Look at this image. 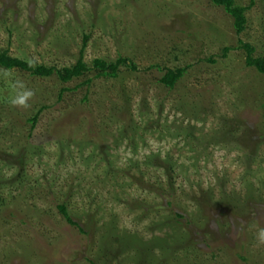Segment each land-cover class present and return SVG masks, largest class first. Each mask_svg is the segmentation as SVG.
<instances>
[{
    "label": "rangeland",
    "instance_id": "obj_1",
    "mask_svg": "<svg viewBox=\"0 0 264 264\" xmlns=\"http://www.w3.org/2000/svg\"><path fill=\"white\" fill-rule=\"evenodd\" d=\"M235 3L252 6L241 35L210 0H0V51L71 67L89 36L90 66L137 67L69 84L0 69V264H264V74L239 48L264 56V0Z\"/></svg>",
    "mask_w": 264,
    "mask_h": 264
},
{
    "label": "trees",
    "instance_id": "obj_2",
    "mask_svg": "<svg viewBox=\"0 0 264 264\" xmlns=\"http://www.w3.org/2000/svg\"><path fill=\"white\" fill-rule=\"evenodd\" d=\"M211 4L216 7L224 8L225 12L234 19V27L237 34L241 35L247 27L248 21L246 13L252 8V6L243 7L236 4V0H210ZM89 36H84L83 47L80 50L79 59L71 67L58 68L57 66H48L45 64H37L30 66L29 62L12 56L9 50L0 51V69L7 71H22L29 73L31 76L48 79L56 76L59 79V82L63 84H69L71 81L87 77L89 73L95 72V79L101 78H117L120 72V69L123 67H128L132 71H137L135 64L127 58H120L116 62L109 63L104 59H95L93 65L90 66L85 61V51L87 48V43L89 41ZM241 49L245 50L247 53L246 66L248 68H255L259 73L264 74V56L255 57L256 48L249 43H244L240 41ZM233 50V48H225L224 56L226 57L228 52ZM214 63V60H210ZM188 68H177V69H167L165 75L160 78V83L166 86L168 89L173 90L176 88L177 84L184 78L188 72ZM159 71H163L160 67H157ZM93 78L86 80L85 85H89L92 82ZM69 91L67 88H64L60 92V99L63 97L64 93ZM47 109L46 106H43L38 113L31 118L29 121L32 123V129H35L40 115ZM60 213L68 222V224L77 227L81 233H85L81 229L80 225L75 222L65 204L58 206ZM179 216V215H178ZM180 217V216H179ZM244 259V258H243ZM246 260V259H244ZM94 264V263H93Z\"/></svg>",
    "mask_w": 264,
    "mask_h": 264
},
{
    "label": "clouds",
    "instance_id": "obj_3",
    "mask_svg": "<svg viewBox=\"0 0 264 264\" xmlns=\"http://www.w3.org/2000/svg\"><path fill=\"white\" fill-rule=\"evenodd\" d=\"M30 66H34L32 61H29ZM14 89H17L16 95L10 98V103L13 106H21V107H29L28 101L34 96V92L30 89H24V85L22 82L17 81L15 85H13ZM20 89H23L22 91ZM258 239L261 243H264V229H261L258 233Z\"/></svg>",
    "mask_w": 264,
    "mask_h": 264
}]
</instances>
